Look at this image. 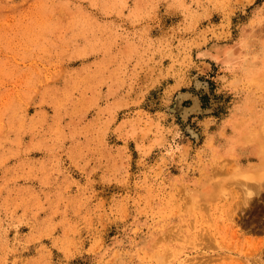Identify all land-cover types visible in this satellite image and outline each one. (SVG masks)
Segmentation results:
<instances>
[{"label":"rangeland","instance_id":"obj_1","mask_svg":"<svg viewBox=\"0 0 264 264\" xmlns=\"http://www.w3.org/2000/svg\"><path fill=\"white\" fill-rule=\"evenodd\" d=\"M263 121L264 0H0V264H264Z\"/></svg>","mask_w":264,"mask_h":264},{"label":"bare ground","instance_id":"obj_2","mask_svg":"<svg viewBox=\"0 0 264 264\" xmlns=\"http://www.w3.org/2000/svg\"><path fill=\"white\" fill-rule=\"evenodd\" d=\"M195 84V83H194ZM197 84V83H196ZM201 86V85H200ZM206 86V85H205ZM196 88V87H195ZM195 96V95H194ZM177 98V96H176ZM185 100V99H184ZM194 100V98H193ZM196 100V99H195ZM183 101V100H182ZM196 102V101H195ZM183 103V102H182ZM194 103V102H193ZM192 103V104H193ZM179 106V105H178ZM189 107V106H188ZM199 108V107H198ZM174 109V108H173ZM182 110V109H181ZM183 112V111H182ZM185 112V111H184ZM189 114V113H188ZM189 116V115H187ZM262 126L260 129V134L262 136H264V121L261 122ZM189 127V126H188ZM243 129V127H242ZM236 138V137H235ZM258 159V161H256V163H248V166L245 168H239L236 170V174L238 173V175H243L244 177L249 175V172L252 170L256 171V170H262L264 172V144H260L258 146V150L256 151V155H255ZM264 174H261L259 177V181L257 182V188L261 189L264 187V178H263ZM263 178V179H262ZM214 177L211 176V174L208 175V177H205L201 180L199 186H196L195 190L193 191L194 194V198L196 200H201L203 198H209V199H214L219 193H223L225 191L224 188V184L223 181L221 179L218 178V180H213ZM261 179V180H260ZM207 183H210L211 188L210 190L207 192V194L204 195L205 189L207 187ZM260 191V190H259ZM248 194L252 193V190H247ZM251 198V197H250ZM249 199V198H248ZM248 202V200H247ZM260 212V213H259ZM257 213L256 216H253V218H251V225H255V227H258L261 230H264V209H260ZM261 248V247H260ZM263 253V249H260V254ZM262 255H260L261 257Z\"/></svg>","mask_w":264,"mask_h":264}]
</instances>
